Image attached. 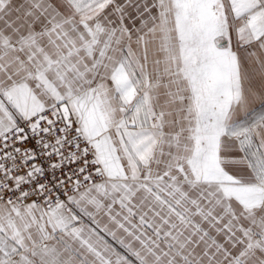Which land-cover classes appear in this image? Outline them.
<instances>
[{"label": "snow or ice", "instance_id": "6c2138e0", "mask_svg": "<svg viewBox=\"0 0 264 264\" xmlns=\"http://www.w3.org/2000/svg\"><path fill=\"white\" fill-rule=\"evenodd\" d=\"M0 264H264V0H0Z\"/></svg>", "mask_w": 264, "mask_h": 264}]
</instances>
